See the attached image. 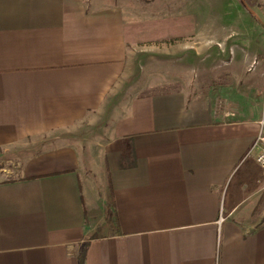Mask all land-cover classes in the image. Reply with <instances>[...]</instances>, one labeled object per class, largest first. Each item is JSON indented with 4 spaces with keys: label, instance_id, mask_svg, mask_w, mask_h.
<instances>
[{
    "label": "crops",
    "instance_id": "1",
    "mask_svg": "<svg viewBox=\"0 0 264 264\" xmlns=\"http://www.w3.org/2000/svg\"><path fill=\"white\" fill-rule=\"evenodd\" d=\"M124 6L0 0V159L31 151L0 178V264H264V67L226 94L170 72L127 92Z\"/></svg>",
    "mask_w": 264,
    "mask_h": 264
},
{
    "label": "rangeland",
    "instance_id": "2",
    "mask_svg": "<svg viewBox=\"0 0 264 264\" xmlns=\"http://www.w3.org/2000/svg\"><path fill=\"white\" fill-rule=\"evenodd\" d=\"M123 1L130 15L127 80L122 83L127 92L139 93L150 78L170 72L193 96L226 94L264 67V0ZM182 66L184 77L176 71ZM84 126L86 132L75 140L95 136V128L88 122ZM22 152L0 159L1 179L16 178L21 158L31 153ZM257 173L264 180V170ZM256 212L264 215V190Z\"/></svg>",
    "mask_w": 264,
    "mask_h": 264
},
{
    "label": "built area",
    "instance_id": "3",
    "mask_svg": "<svg viewBox=\"0 0 264 264\" xmlns=\"http://www.w3.org/2000/svg\"><path fill=\"white\" fill-rule=\"evenodd\" d=\"M260 125L261 130L257 134L250 152L254 150L257 151L255 156V162L262 170H264V119H262Z\"/></svg>",
    "mask_w": 264,
    "mask_h": 264
},
{
    "label": "trees",
    "instance_id": "4",
    "mask_svg": "<svg viewBox=\"0 0 264 264\" xmlns=\"http://www.w3.org/2000/svg\"><path fill=\"white\" fill-rule=\"evenodd\" d=\"M84 256H85V247L82 249L78 257L79 264H83Z\"/></svg>",
    "mask_w": 264,
    "mask_h": 264
}]
</instances>
